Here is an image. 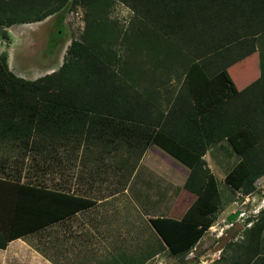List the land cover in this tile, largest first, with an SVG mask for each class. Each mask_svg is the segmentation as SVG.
Returning a JSON list of instances; mask_svg holds the SVG:
<instances>
[{
    "label": "trees",
    "instance_id": "16d2710c",
    "mask_svg": "<svg viewBox=\"0 0 264 264\" xmlns=\"http://www.w3.org/2000/svg\"><path fill=\"white\" fill-rule=\"evenodd\" d=\"M68 1L0 0V27L42 21ZM78 1L87 10L84 42L71 44L57 72L25 80L0 57V141L34 150L38 147L34 137L98 134L99 139H134L128 146L141 154L164 137L166 144L192 160L183 188L194 199L180 219L156 217L150 224L168 254L183 260L212 226L218 210V186L203 159L207 149L226 141L240 157L242 174L235 187L245 193L264 176V133L255 124L264 114V73L239 91L227 72L233 62L255 52L253 39L264 32V0ZM115 2L163 36L178 39L176 44L195 56L185 67L178 104L166 114L151 107L144 93L120 73L121 32L106 20ZM216 52L222 64L234 60L225 65L213 62L207 69V59ZM100 131L108 134L99 135ZM92 205L76 195L0 179V248ZM262 229L264 225L257 230L258 238ZM249 232L248 239L255 236Z\"/></svg>",
    "mask_w": 264,
    "mask_h": 264
},
{
    "label": "rangeland",
    "instance_id": "374dc122",
    "mask_svg": "<svg viewBox=\"0 0 264 264\" xmlns=\"http://www.w3.org/2000/svg\"><path fill=\"white\" fill-rule=\"evenodd\" d=\"M46 1L41 0V4ZM59 12L56 14L58 18L53 19L55 30H52L53 27L48 28L47 25H37L32 28L12 26L7 28L8 34L12 36L10 39L1 30L4 26L0 27V57L6 59L8 69L13 74L33 81L57 72L63 65L71 44L84 42L86 8L81 6L78 0H69ZM106 20L121 32L117 51L123 63L120 68V73L125 75L123 79L128 80L134 88L143 92L145 98L152 102L151 107L166 114L171 105H175L176 102L178 104V97H176L178 93L175 94V92H178L179 85H182L186 65L195 61L192 51L183 48L180 44L177 45L178 39L172 35H168L167 38L146 25L122 3H113ZM253 42L255 52L242 60L233 62L234 64L227 68L228 74L239 91L248 88L264 73V32L257 35ZM217 53L210 56L211 59H207V62L203 59L207 69L213 66V62L222 64V59L219 58L218 61L216 57ZM231 60L234 59L226 60V62ZM127 61L128 64L125 65ZM209 75L211 76V72ZM167 77L175 81L174 85L166 82ZM162 92L163 95L160 97ZM156 103H159L158 107ZM257 123L260 131L264 133V114L257 116L255 124ZM97 135L96 137H77L66 134V136H53L50 139L34 137V142L38 144L34 150L23 149L2 140L0 141V179L44 185V187L47 186L49 179L53 180L52 177L63 181L65 176H68L62 172L63 169H70L80 163V160L75 157L76 153L70 152L78 151V155L81 140L92 141L98 138ZM59 140H67L72 145L67 148H62L63 146L53 148ZM83 146L88 148L86 143ZM122 147L127 154L140 155L136 148H129L128 144ZM53 149H61V152L66 149L69 161L65 162L63 153H60V157L53 158V155H50L48 158L49 151ZM150 152L153 158L157 157L161 160L156 158L157 161L153 164L163 169L165 163L168 169L174 170L173 184L168 186L167 199L169 202L175 199V206L185 210L194 199V195L183 188L192 160L185 158L184 151L179 148L174 149L169 142L166 145H154ZM240 160V157L232 153L226 141L207 149L204 157L205 165L214 175L218 186V210L213 214L214 222L185 259L179 260L180 257L166 255L163 257L165 263L211 264L215 260L213 264H264V229L260 237L257 236V230L264 225V176L254 182V189L250 193L237 189L236 181L242 174ZM71 170L78 179L76 167ZM229 173H233L234 176L228 183L226 179ZM104 181L101 184L106 186L107 183L104 184ZM174 188L176 192L178 191L176 194L172 192ZM179 188L183 191L180 192ZM153 201L158 200L155 198ZM154 212L161 213L158 210ZM230 228L236 230L231 240L224 244L223 236ZM249 230H252L255 235L250 239H248ZM221 242L223 243L222 251L217 253L211 251ZM248 242H252L253 246L249 247Z\"/></svg>",
    "mask_w": 264,
    "mask_h": 264
},
{
    "label": "crops",
    "instance_id": "0c3cea01",
    "mask_svg": "<svg viewBox=\"0 0 264 264\" xmlns=\"http://www.w3.org/2000/svg\"><path fill=\"white\" fill-rule=\"evenodd\" d=\"M56 14L39 22L12 26L32 28L47 25L55 30L53 19L58 18ZM1 30L12 39L7 28ZM170 79L167 77L166 82H175ZM162 95L163 92L160 97ZM182 95L183 99L186 95L184 90ZM103 134L108 133L100 131L99 135ZM133 140H81L78 155V151L70 152L76 153L75 157L80 160L79 165L75 166L78 179L72 174L74 166L65 168L62 172L68 176L61 182L52 177L53 180H48L46 188L91 200L93 205L7 242L5 248H0V264H167L163 260V257L169 255L167 248L154 232L150 220L156 217L178 220L187 208L180 210L175 206V199L172 202L167 199L168 186L173 184L174 170L168 169L165 163L163 169L153 164L158 158H153L150 151L154 145H166L165 138L159 136L140 155L127 154L122 147ZM84 143L88 148H84ZM71 145L67 140H59L53 148H67ZM60 150L49 151L48 158L50 155L53 158L60 157V153H63L67 163L68 151ZM103 181L107 183L106 186L101 184ZM175 190L172 192L176 194L178 191ZM155 198L157 202L153 201ZM154 210L161 213H153Z\"/></svg>",
    "mask_w": 264,
    "mask_h": 264
},
{
    "label": "water",
    "instance_id": "95a60500",
    "mask_svg": "<svg viewBox=\"0 0 264 264\" xmlns=\"http://www.w3.org/2000/svg\"><path fill=\"white\" fill-rule=\"evenodd\" d=\"M235 230H236L235 228H230L229 230H227L225 232V234L223 236L224 237V242H223L224 244L227 243V242H229L231 240V237L233 236ZM223 243L221 242V244H219L218 246H216L213 249V252L217 253V252L222 251Z\"/></svg>",
    "mask_w": 264,
    "mask_h": 264
},
{
    "label": "bare ground",
    "instance_id": "6f19581e",
    "mask_svg": "<svg viewBox=\"0 0 264 264\" xmlns=\"http://www.w3.org/2000/svg\"><path fill=\"white\" fill-rule=\"evenodd\" d=\"M211 251H213V250H211Z\"/></svg>",
    "mask_w": 264,
    "mask_h": 264
}]
</instances>
